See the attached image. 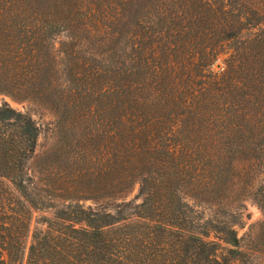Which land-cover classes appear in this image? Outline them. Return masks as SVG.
<instances>
[{"label": "trees", "instance_id": "16d2710c", "mask_svg": "<svg viewBox=\"0 0 264 264\" xmlns=\"http://www.w3.org/2000/svg\"><path fill=\"white\" fill-rule=\"evenodd\" d=\"M0 94V264H264V0H0Z\"/></svg>", "mask_w": 264, "mask_h": 264}, {"label": "rangeland", "instance_id": "374dc122", "mask_svg": "<svg viewBox=\"0 0 264 264\" xmlns=\"http://www.w3.org/2000/svg\"><path fill=\"white\" fill-rule=\"evenodd\" d=\"M62 38L57 39L56 42V49L59 48V41ZM224 57H221L219 59V63L222 61ZM3 103H8L13 108L26 112L30 114L39 124L41 128V135L39 137V143H38V149L37 153L41 154L45 150H47L54 142L55 138V131H54V116L53 112L49 110L46 106H43L42 104L31 101V100H18L15 98H12L9 95L0 94V105ZM34 164V161L32 162ZM30 174L33 177V183L36 186L41 185L42 180V174L37 166H33L31 168ZM140 185L139 183H135L131 190L121 199L122 200H132L135 199L139 193ZM139 202V200H137ZM85 206L92 205L93 207L96 206V203H94L92 200H86L84 201ZM245 206V214L241 225L236 226L239 236L245 237V235L249 234L251 232V228L264 220V210L252 199H247L244 201ZM53 210H37L35 212V219L33 221L32 227L35 228L36 226H40L38 224V220L43 215H52Z\"/></svg>", "mask_w": 264, "mask_h": 264}]
</instances>
